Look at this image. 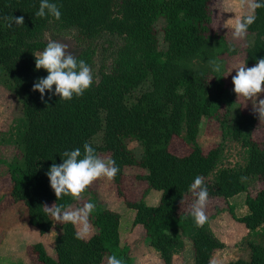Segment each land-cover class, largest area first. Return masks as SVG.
Segmentation results:
<instances>
[{
	"label": "trees",
	"instance_id": "trees-1",
	"mask_svg": "<svg viewBox=\"0 0 264 264\" xmlns=\"http://www.w3.org/2000/svg\"><path fill=\"white\" fill-rule=\"evenodd\" d=\"M210 1L49 0L61 12L57 20L35 15L40 0H0V84L21 104L20 123L2 138L13 146L14 154L0 163L8 176L9 193L25 204L26 222L39 234L51 227L42 205L65 208L75 202L68 196L57 200L46 175L50 165L62 163L65 150L80 148L83 154L86 142L97 155L106 153L115 161L119 172L112 182L119 191L124 167L135 165L143 169L138 177L145 188L160 192L156 205H146L142 196L125 198V205L133 210L132 225L142 226L164 264H171L172 256L182 249L183 235L191 241L193 264H207L199 258L223 246L208 219L197 227L189 214L195 199L190 185L196 176L203 177L208 199L225 200L244 192L247 212L234 216L230 207L231 216L248 230L264 224V122H260L262 139L255 141V115L235 111L226 121L234 94L223 82L225 56L242 50L243 63L253 66L264 58V8L256 10L239 51L212 30ZM12 16H23L24 24L7 27L5 17ZM158 19L163 20V50L158 48L154 28ZM47 31L69 32L79 47L73 56L90 67L98 42L113 46L108 68L99 70L83 96L64 101L46 90L41 100L39 91L32 90L37 79L48 74L35 68L34 55L46 47ZM213 60L221 66L220 72L213 71ZM202 117H212L220 136L242 148L241 164H219V143L202 150L197 141ZM132 139L141 146L139 157L127 147ZM251 180L263 182L252 194L247 191ZM184 200L189 204L181 210ZM89 202L95 204L89 218L96 229L92 238L77 239L74 226L63 224L54 241V256L40 242L31 245L38 264H96L104 255L135 264L120 244L119 214L99 207L94 199ZM258 252L249 241L246 256L225 264H253Z\"/></svg>",
	"mask_w": 264,
	"mask_h": 264
},
{
	"label": "rangeland",
	"instance_id": "rangeland-1",
	"mask_svg": "<svg viewBox=\"0 0 264 264\" xmlns=\"http://www.w3.org/2000/svg\"><path fill=\"white\" fill-rule=\"evenodd\" d=\"M224 9H231L235 4V0H221ZM214 0L210 1L209 11L211 12V28L221 33L225 39L233 43L239 51L242 49L244 39L234 40L232 37V29L225 27V23L231 24L235 15H240L239 9L235 13L230 11L217 10ZM163 20L158 19L154 22L156 29L157 45L159 49H165V43L162 41L161 27ZM43 39L46 43L48 40L58 41L68 45V51L75 55L79 47L73 40L71 34H57L52 31L44 33ZM102 45L98 42L96 45V53L92 68L93 77H97L100 69H107L111 59V51L113 46ZM40 53V52H38ZM37 53V54H38ZM243 51L241 50L235 55L225 56V71L223 73V82L225 87L233 92L234 101L229 109L226 121L235 111L250 112L256 116L257 121L252 131V138L255 141L262 139V131L258 114L253 112L251 101L245 102L243 98L238 99L233 91L232 76L236 74L234 66L243 63ZM252 67L253 65H246ZM232 69V70H231ZM231 72L228 74V72ZM228 74V75H227ZM226 75V76H224ZM257 99H264L263 93ZM246 103V104H245ZM221 112V110H220ZM21 117V104L18 97L0 84V160H8L14 154V148L8 142L2 140L7 138L8 133L16 128ZM219 124L212 117H202L198 124V144L205 152L209 148L220 144L219 164L225 166H236L241 164L244 158L242 148L234 141L220 136ZM127 147L132 150L135 157H139L141 146L135 140H127ZM98 156L107 158L106 153H100ZM143 173V169L132 165L126 166L122 172L123 181L121 182V191L106 178L95 181L83 194L80 201H75L65 208H74L82 206L83 203L94 199L99 207L107 208L119 214L118 233L120 244L125 245L129 250L132 261L135 264H164L158 252L150 244L144 235V229L140 224H135L137 230L134 233V240L126 238V233L134 227L132 225L133 210L125 205L126 199H137L142 196L146 205H156L160 192L155 189H146L145 182L138 177ZM123 183V185H122ZM263 185L262 180H251L248 184V193H254ZM9 181L5 172V167L0 163V249L2 246L19 245L18 253L12 259L0 260V264H38L35 254L31 250V245L40 242L45 252L54 256V241L61 233L62 224L56 223L51 218V227L45 233L39 234L35 227L25 221V204L20 199H15L9 193ZM145 189V190H144ZM45 195V194H44ZM244 192H240L230 198L222 199L218 197L209 198L206 206V215L208 217V226L214 235L223 243L219 249L210 250L209 254L201 258L207 264H225L228 261L239 257L246 256L248 242H253L258 246L259 252L256 261L253 264H264V224L257 226L254 230H248L242 223L235 220L231 216H241L247 212L244 204ZM47 198V195H45ZM190 199V198H188ZM189 203L184 200L180 205V209H187ZM91 224V223H90ZM92 226V225H91ZM75 228V227H74ZM11 230V231H9ZM75 230H77L75 228ZM11 233L13 234L12 236ZM96 233V229L92 226V234L84 239L89 241ZM182 249L172 256L171 264H193L194 250L191 241L187 235L182 236ZM199 255V254H198ZM107 256H103L96 264H107Z\"/></svg>",
	"mask_w": 264,
	"mask_h": 264
},
{
	"label": "clouds",
	"instance_id": "clouds-1",
	"mask_svg": "<svg viewBox=\"0 0 264 264\" xmlns=\"http://www.w3.org/2000/svg\"><path fill=\"white\" fill-rule=\"evenodd\" d=\"M259 8H264V0H235L233 7L225 10L235 13L236 9H239L241 12L240 15H235L231 24L224 25L232 29L234 40H242L246 37L248 28L256 20L255 13ZM35 15L41 18L50 15L59 20L61 12L55 3L40 0ZM5 21L7 27H12L13 24L23 25L24 17H5ZM34 55L35 68L37 70L42 68L48 73L46 77L38 78L32 86L33 91H39L41 100H44L47 90L51 95H58L60 100L70 101L74 96H83L92 86V68L84 60L78 61L68 51L67 44L49 39L44 50ZM210 63L214 72H220L219 64L214 60ZM232 69L236 70V74L232 76L233 91L236 96L238 99L243 98L245 102L250 100L253 112L258 114L261 122H264V99H257L261 93H264V58L258 59L255 66L247 67L246 63H241ZM53 86H55L54 91ZM83 149V154L80 148L65 150L61 156L62 163L53 162L50 165L46 175L57 200L68 196L72 200L80 201L82 194L95 181L101 178L112 181L119 172L113 159L98 156L89 143L86 142ZM190 191L195 199L190 206L189 214L197 227H203L208 219L205 209L209 195L203 177H195L190 185ZM42 206L44 214L56 223L72 224L77 229L75 232L77 239L91 236L92 226L89 218L95 209L94 203L85 202L82 206L67 209L56 203L52 206L47 204ZM107 264H123V261L112 255L107 258Z\"/></svg>",
	"mask_w": 264,
	"mask_h": 264
},
{
	"label": "crops",
	"instance_id": "crops-1",
	"mask_svg": "<svg viewBox=\"0 0 264 264\" xmlns=\"http://www.w3.org/2000/svg\"><path fill=\"white\" fill-rule=\"evenodd\" d=\"M214 5H216V7H217V10L218 11H220L221 13H222V11L221 10H225L224 9V5H223V3H222V1L221 0H214ZM123 181V178H122V180H121V182ZM122 185H123V183H122ZM1 189V188H0ZM160 195V194H159ZM158 200H159V197H158ZM25 221H26V219H25ZM36 229V228H35ZM138 228H136V226L134 225V227L130 230V232H127L126 234V237H125V239L126 238H129V239H131V241H133L134 240V233H135V231L137 232H139V230H137ZM9 231H11V230H9ZM37 231V230H36ZM13 234L11 233V235L10 236H12ZM19 245L18 246H16L15 244H13V246L11 247V246H7V247H5L4 248V246H2L1 247V249H0V260H3V259H6V260H9V259H12L13 260V257L18 253V256H19ZM131 257V256H130Z\"/></svg>",
	"mask_w": 264,
	"mask_h": 264
}]
</instances>
